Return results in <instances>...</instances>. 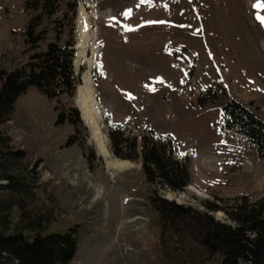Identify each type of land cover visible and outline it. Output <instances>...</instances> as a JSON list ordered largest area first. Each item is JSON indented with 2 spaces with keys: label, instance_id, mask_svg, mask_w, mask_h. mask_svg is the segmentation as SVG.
Masks as SVG:
<instances>
[{
  "label": "rangeland",
  "instance_id": "obj_1",
  "mask_svg": "<svg viewBox=\"0 0 264 264\" xmlns=\"http://www.w3.org/2000/svg\"><path fill=\"white\" fill-rule=\"evenodd\" d=\"M27 1L0 0V68L8 72L28 61L33 52L25 41L29 21L40 22L37 30L46 33L35 50L57 35L65 39L71 26L80 82L72 94L56 98L31 86L17 98L10 119L0 124L10 151H25L0 165V216L7 217L8 231L22 226L21 216L27 214L42 216L47 231L79 224L82 235L69 264L220 260L184 232L162 234L150 199L156 188L162 197L204 209L206 200L225 205L242 196L250 201L262 196L264 158L245 137L222 125L223 105L232 99L264 121V24L257 19L264 17V8L253 7L256 0H76L74 11L62 5L49 12L27 9ZM84 9L88 31L80 22ZM84 31L94 39L79 57L77 43ZM81 85L98 103L104 122L97 120L98 136L103 143L105 135L109 152L106 116L138 140L148 127L169 134L177 154L189 156L190 185L173 191L147 182L141 160L125 159L127 169L112 175L106 161L122 158L112 150L104 157L91 138L83 100L79 110L76 106ZM212 92L215 101L199 103L201 94ZM72 108L81 122L59 121L61 114L76 121ZM7 172L19 177L20 187L5 188ZM210 213L229 221L222 210Z\"/></svg>",
  "mask_w": 264,
  "mask_h": 264
},
{
  "label": "trees",
  "instance_id": "obj_2",
  "mask_svg": "<svg viewBox=\"0 0 264 264\" xmlns=\"http://www.w3.org/2000/svg\"><path fill=\"white\" fill-rule=\"evenodd\" d=\"M31 1L26 2L27 9L41 8L43 11L45 8L52 12L59 10L62 5L73 11L77 7L76 0ZM39 23L31 20L24 30L25 41L33 51L28 61L8 72L0 68V124L10 119L17 98L31 86H36L48 98H56L62 94H72L80 82L73 65V28L70 26L65 39L61 40L57 35L44 48L35 50L37 43L42 42L46 35L44 30H37ZM208 98L213 102L217 95L213 92L211 96L201 94L199 103L203 105ZM223 112L222 128L245 137L257 154L264 158V121L234 99L223 105ZM76 114V121H73L72 116L62 114L59 121L67 118L73 124L81 122ZM105 121L109 127L113 154L122 160H141L147 182L173 191L183 190L190 185L189 156L177 154L173 136L157 134L148 127L138 140L128 133L125 125L112 123L108 116ZM8 142L9 138L0 132V165L10 157L25 155L23 150L10 151ZM87 148L92 150L89 146ZM4 178L7 180L6 189L21 185L17 175L7 172ZM154 191L156 195L150 200L159 213L162 234L171 230L184 232L210 257L221 256L214 264H264V192L255 201H250L246 196L225 205L206 200L202 204L204 209H199L162 197L156 188ZM218 210H222L229 221L218 220L210 213ZM43 219L38 215H23V225L9 232L7 217L0 216V264H69L78 250L82 235L80 225L57 229L55 232L47 231Z\"/></svg>",
  "mask_w": 264,
  "mask_h": 264
},
{
  "label": "bare ground",
  "instance_id": "obj_3",
  "mask_svg": "<svg viewBox=\"0 0 264 264\" xmlns=\"http://www.w3.org/2000/svg\"><path fill=\"white\" fill-rule=\"evenodd\" d=\"M85 11H86L85 9L81 10V19H80L81 23H82V19L87 17L88 13H86ZM82 24L85 27V29H87L88 24L87 23L86 24L82 23ZM88 29H87V31H88ZM87 31H84L83 35H82V33L80 34V38H79L78 43H77V46H78L77 47L78 48V55L77 56L82 55L84 53L85 47H87V44L89 43L88 41H91L94 39V34L88 33ZM93 53H95V50L93 51ZM78 61H79V59H76V64L78 63ZM94 62H95L94 59H93V61L91 60L90 63L88 62L89 68L91 67V65H94ZM84 79L86 80L85 83L88 85V83H90V82H89V76L87 74L84 75ZM80 88H81L80 91H83V92H80L81 97L78 96V98H79L78 103L81 102V99L83 100L84 105H83L82 111L84 113L86 121L93 128L92 134H95L97 137H99L100 136L99 135L100 126L97 123V120L100 119V117H99L100 116V110L97 106L98 103L96 102L95 97L94 98L92 97L93 93L91 94V89H89V87H82V85H81ZM90 88H92V87H90ZM101 136H102L101 139H102L103 143L101 142L100 137H99V144H100V145L98 144L99 148H100L99 150L104 157L108 158V157H110L111 151L109 152V150H107L108 147L105 143V138H106L105 135L102 133ZM106 163H107V168L112 171V175H114L116 172H120L124 169H127V167L130 165V162H128L126 160H120L119 161V159L112 158V157H111V160H107Z\"/></svg>",
  "mask_w": 264,
  "mask_h": 264
},
{
  "label": "snow or ice",
  "instance_id": "obj_4",
  "mask_svg": "<svg viewBox=\"0 0 264 264\" xmlns=\"http://www.w3.org/2000/svg\"><path fill=\"white\" fill-rule=\"evenodd\" d=\"M253 7H257V8H264V3H261L260 0H256V3H254ZM130 10L126 9L125 10V15L129 14ZM114 19V18H113ZM257 19H259L261 21L262 24H264V17L257 15ZM159 21H145L144 23H157ZM156 80H160L162 81L161 77H155ZM129 98H131V93H128Z\"/></svg>",
  "mask_w": 264,
  "mask_h": 264
},
{
  "label": "water",
  "instance_id": "obj_5",
  "mask_svg": "<svg viewBox=\"0 0 264 264\" xmlns=\"http://www.w3.org/2000/svg\"><path fill=\"white\" fill-rule=\"evenodd\" d=\"M78 93H77V99H76V106H77V103H78ZM78 107V106H77ZM80 108L78 107V110H79ZM81 111V110H80ZM81 118H82V120L84 121V119H83V116H82V113H81ZM100 123L102 124V125H104V122H103V119L102 118H100ZM91 137L94 139V141H95V143H98L99 142V137H97L95 134H92L91 135ZM111 151V150H110ZM112 154V153H111Z\"/></svg>",
  "mask_w": 264,
  "mask_h": 264
}]
</instances>
